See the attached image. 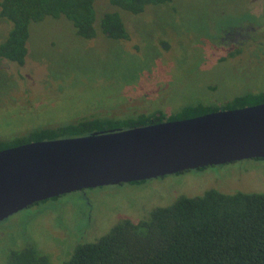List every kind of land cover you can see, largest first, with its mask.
<instances>
[{
  "label": "rangeland",
  "instance_id": "obj_1",
  "mask_svg": "<svg viewBox=\"0 0 264 264\" xmlns=\"http://www.w3.org/2000/svg\"><path fill=\"white\" fill-rule=\"evenodd\" d=\"M94 4L93 37H80L63 17L47 16L30 24L23 64L0 58V138L90 115L168 113L264 90V0H171L137 14L108 0ZM106 11L120 14L126 38L111 39L100 31L98 21ZM239 21L257 26L248 42L217 41L218 30ZM11 28L0 16V43ZM209 188L264 192V158L36 202L0 221V264H9L10 250L26 246L47 254L51 264H63L77 244L96 240L120 220L137 221L156 206Z\"/></svg>",
  "mask_w": 264,
  "mask_h": 264
},
{
  "label": "trees",
  "instance_id": "obj_2",
  "mask_svg": "<svg viewBox=\"0 0 264 264\" xmlns=\"http://www.w3.org/2000/svg\"><path fill=\"white\" fill-rule=\"evenodd\" d=\"M95 1L1 0L0 16L9 20L12 28L0 43V58L23 64L28 52L30 24L47 16L63 17L71 22L77 35L93 37L96 32ZM108 1L114 7L137 14L147 5L159 6L171 0ZM247 19L256 23L253 18ZM241 23L243 21L238 25ZM98 27L111 39L127 37L116 11L104 12ZM260 103H264V90L245 91L221 103L198 101L168 113L153 110L122 117L90 115L54 127L40 126L25 134L0 138V150L32 141L128 129ZM8 263L51 264V261L47 254L26 246L10 250ZM63 264H264V192L225 193L209 188L199 195H181L168 205L152 208L142 219H122L96 240L77 244Z\"/></svg>",
  "mask_w": 264,
  "mask_h": 264
},
{
  "label": "water",
  "instance_id": "obj_3",
  "mask_svg": "<svg viewBox=\"0 0 264 264\" xmlns=\"http://www.w3.org/2000/svg\"><path fill=\"white\" fill-rule=\"evenodd\" d=\"M264 158V103L0 150V221L28 206L107 185Z\"/></svg>",
  "mask_w": 264,
  "mask_h": 264
},
{
  "label": "flooded vegetation",
  "instance_id": "obj_4",
  "mask_svg": "<svg viewBox=\"0 0 264 264\" xmlns=\"http://www.w3.org/2000/svg\"><path fill=\"white\" fill-rule=\"evenodd\" d=\"M246 14L247 16L252 17L249 12H246ZM255 27H257L255 24L253 26V24L250 22H247L246 24L243 22L240 25H237L231 29L216 32L217 34H220L219 36L216 37V39L220 43H224V44L232 43L235 45L239 44L240 46L243 43L248 42L252 38L250 33H252L255 30ZM208 31L212 33L209 28Z\"/></svg>",
  "mask_w": 264,
  "mask_h": 264
}]
</instances>
